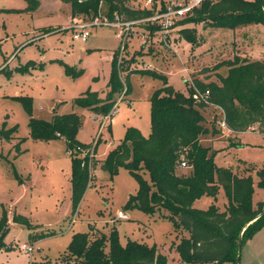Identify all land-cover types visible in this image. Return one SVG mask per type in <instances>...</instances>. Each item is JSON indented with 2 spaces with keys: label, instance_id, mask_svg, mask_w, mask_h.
<instances>
[{
  "label": "rangeland",
  "instance_id": "1",
  "mask_svg": "<svg viewBox=\"0 0 264 264\" xmlns=\"http://www.w3.org/2000/svg\"><path fill=\"white\" fill-rule=\"evenodd\" d=\"M28 1L0 0V129L16 128L10 140L0 137V217L4 210L9 226L4 238L6 249L0 250V264H66L61 257L73 234L91 235V230H95L108 235L112 227L117 229L121 244L128 240L155 244L167 257L168 264H183L174 248L181 233L177 234L171 220L157 213L149 215L139 209H126L128 196L138 188L137 179L127 169L119 168L110 175L97 163L92 173L88 172L87 188L74 208L72 159L65 139L33 138L29 115L17 99L30 97L32 114L37 118L50 119L55 113L76 112L81 119L77 139L87 144L85 147L95 142L96 161L103 160L116 147L127 127H135L148 136L150 97L162 86L161 80L136 71L125 82L121 72L128 90L116 96L115 113L107 122L102 115L73 105V99L87 89L99 94L108 92L109 55L111 49L117 48L118 38L113 29L100 26L92 30L86 42L74 40L66 5L58 0H38L41 4L35 11L28 9ZM130 6L140 9L143 0H134ZM185 26L196 29L195 45L181 37V26L168 33L166 43L158 39L159 33H154L148 44L137 38L134 28L127 40L125 58L143 51L129 68L140 70L150 64L152 71L164 74L169 84L185 92L194 79L219 83L218 76L226 74L227 66L221 64L217 69L213 66L235 55L264 61V23L250 22L234 28L203 27L201 23ZM137 27L143 32V26ZM89 44H102L106 48L87 51ZM149 48L151 52L147 51ZM63 63L80 70V75H67ZM201 113L205 126L210 127L213 120L218 123L219 114H215L212 106ZM212 137L208 134L201 139L215 151V165L251 176L253 205L259 204L264 210V188L259 185L257 175L264 164V133L256 128L231 134V139L216 135L220 138L210 140ZM189 168L187 165L182 171ZM143 177L148 179V174ZM212 203L219 210L225 208L227 200L221 187L215 197L202 196L194 206L206 209ZM118 210L123 211L125 219L116 218ZM15 214L27 217L33 231L48 234L33 240L32 231L12 221ZM22 243L34 245L31 255L19 249ZM237 264H264V225L243 240Z\"/></svg>",
  "mask_w": 264,
  "mask_h": 264
},
{
  "label": "trees",
  "instance_id": "2",
  "mask_svg": "<svg viewBox=\"0 0 264 264\" xmlns=\"http://www.w3.org/2000/svg\"><path fill=\"white\" fill-rule=\"evenodd\" d=\"M68 4L72 17L93 20L97 17L112 19L115 15L123 19H141L151 10L134 9V0H59ZM29 10H35L38 0H29ZM264 0H205L187 17L176 22L181 37L192 45L197 43L195 28L189 23L203 27H230L257 22L264 23ZM143 24V25H141ZM143 33L151 39L158 26L141 23ZM173 27V28H174ZM172 28V29H173ZM119 48L111 59L108 79L109 90L102 98L97 92L87 89L75 97L73 105L88 109L95 114L106 115L116 103V96L126 93L125 82L131 73L139 71L158 78L162 86L150 97V132L147 137L135 127H127L124 138L108 152L100 163L102 170L110 175L119 168L127 169L138 182L134 194L128 196L126 209H139L146 214H159L173 222L175 231L181 233L174 245L183 264H237L243 240L264 225L263 208L255 207L252 201L253 181L251 176H241L230 168L216 166L215 151L203 144L202 138L211 134L221 135L220 120H224L232 132H242L250 126L264 133V61L248 60L235 55L213 66H227L225 75L218 82L192 81L186 91L175 89L167 77L149 68H129L135 62V52L130 58L123 55L119 61ZM67 75L76 77L80 70L63 63ZM207 70V69H205ZM124 72V81L121 76ZM208 91L207 102L197 100L194 95ZM29 115L28 126L33 138L51 140L63 137L67 150H76L87 144L77 139L81 126L76 112L55 113L50 119L34 117L30 97H17ZM212 106L219 114L218 123L213 120L210 127L204 125L201 110ZM15 127L0 129V137L10 140ZM17 150V149H16ZM19 151V150H18ZM71 173V201L75 208L88 185V169L81 167V158L74 154ZM100 161V162H99ZM190 166L182 171L181 162ZM148 174V179L143 174ZM259 185L264 188V164L257 171ZM225 193L227 203L219 210L214 203L206 209L194 206L202 196L215 197L218 188ZM6 212L0 217V250L6 249L4 238L9 230ZM13 221L33 232V240L48 233L33 231L34 226L23 215H14ZM240 238V241H239ZM66 264H168L167 257L158 251L155 244L137 240L119 241L116 228L108 235L88 232L73 234L61 257Z\"/></svg>",
  "mask_w": 264,
  "mask_h": 264
},
{
  "label": "built area",
  "instance_id": "3",
  "mask_svg": "<svg viewBox=\"0 0 264 264\" xmlns=\"http://www.w3.org/2000/svg\"><path fill=\"white\" fill-rule=\"evenodd\" d=\"M205 0H143V7L151 10V13L141 19H123L118 15H115L112 19L106 17H97L93 20H83L78 17L69 18V29L72 32V39L86 42L87 38L90 36L93 29L96 27H109L113 29L115 36L119 41V61L124 55V50L127 46V40L130 38L133 29L141 23H150L152 25L158 26V30L155 33H159L161 42L166 43L167 35L172 30L176 22L190 15L193 10L201 5ZM144 43L147 41L146 34L143 33ZM149 68L150 66H146ZM208 91L204 93H197L194 95V98L207 102L206 97ZM115 104L113 108L106 114L102 115L104 122L115 113ZM219 126L222 129H228L224 120H220ZM248 129L253 130L254 127L250 126ZM247 129V130H248ZM92 145V146H91ZM95 142L89 146H78L76 150L68 149L67 152L70 156L77 155L81 158V167H86L89 174L92 173V170L97 164L95 160ZM186 162H181V167H186ZM116 218L125 219L126 215L123 211L118 210L116 213ZM20 250L26 254L31 255L34 251L33 244L22 243L20 245Z\"/></svg>",
  "mask_w": 264,
  "mask_h": 264
},
{
  "label": "crops",
  "instance_id": "4",
  "mask_svg": "<svg viewBox=\"0 0 264 264\" xmlns=\"http://www.w3.org/2000/svg\"><path fill=\"white\" fill-rule=\"evenodd\" d=\"M59 1V0H58ZM61 2V1H60ZM62 3V2H61ZM40 2H39V5H38V7L35 9V11H37V10H39V7H40ZM63 5H66L68 8H69V11H70V7H69V5L68 4H65V3H62ZM71 14V13H70ZM136 28V31H135V34H136V36H137V38L138 39H140L143 43H144V38H143V32H142V29H141V27H135ZM114 32V31H113ZM133 35V33L131 34V36ZM93 41V40H92ZM150 41H151V39H150ZM148 42H149V39L145 42L146 44H148ZM144 43V44H145ZM88 46H90V47H87L86 49H87V51H90L89 49H92V48H98V49H104V48H106V47H104L102 44L100 45V44H95V45H92V44H89ZM118 46H119V41H118ZM118 46H117V48H118ZM117 48H113V49H111L112 51V53H111V55H109V59H110V61H111V59H112V55H113V52L117 49ZM108 49V48H107ZM141 50V49H140ZM126 51H127V47H126ZM141 51H143V50H141ZM148 52H151L152 51V49L151 48H149L148 50H147ZM150 66L149 67V69L151 68V65L150 64H147V65H145L144 67H146V66ZM147 68V67H146ZM127 93V92H126ZM125 93V94H126ZM98 95L100 96V97H104L105 96V94H99L98 93ZM124 97V94L123 95H121V97H120V99H122ZM117 102V101H116ZM253 130H256V127H254V129ZM221 131H222V133H221V135H219V136H222V137H228L229 139H231V134L233 135L234 133H236V132H232L230 129H222L221 128ZM206 137V136H205ZM219 139L220 137H216V136H214V137H212V139H210V140H214V139ZM209 140V139H208ZM201 141H202V139H201ZM99 164V163H98ZM100 166V165H99ZM14 216V215H13ZM13 216H12V221H13Z\"/></svg>",
  "mask_w": 264,
  "mask_h": 264
},
{
  "label": "water",
  "instance_id": "5",
  "mask_svg": "<svg viewBox=\"0 0 264 264\" xmlns=\"http://www.w3.org/2000/svg\"><path fill=\"white\" fill-rule=\"evenodd\" d=\"M262 5L264 6V4L262 3ZM264 212V210L261 212V214ZM239 241H240V238H239ZM239 260V256L237 258ZM238 262V261H237Z\"/></svg>",
  "mask_w": 264,
  "mask_h": 264
}]
</instances>
